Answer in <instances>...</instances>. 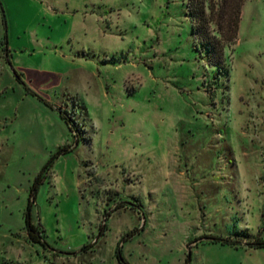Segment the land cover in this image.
Instances as JSON below:
<instances>
[{
	"label": "rangeland",
	"instance_id": "1",
	"mask_svg": "<svg viewBox=\"0 0 264 264\" xmlns=\"http://www.w3.org/2000/svg\"><path fill=\"white\" fill-rule=\"evenodd\" d=\"M186 3L0 0V264H202L214 237L264 241V0L224 68Z\"/></svg>",
	"mask_w": 264,
	"mask_h": 264
},
{
	"label": "trees",
	"instance_id": "2",
	"mask_svg": "<svg viewBox=\"0 0 264 264\" xmlns=\"http://www.w3.org/2000/svg\"><path fill=\"white\" fill-rule=\"evenodd\" d=\"M244 2L245 0H187L186 11L191 23V34L204 52L209 65L224 68V47L236 42ZM65 120L68 123V119ZM31 204L32 196L24 215L27 236L31 242L44 244L43 231L31 222ZM105 229L106 223H103L99 229V237L103 236ZM241 234L239 241L214 237L211 242L231 247L264 248V241L260 237H253L246 231ZM115 257L119 264H130L122 257L120 249L115 251Z\"/></svg>",
	"mask_w": 264,
	"mask_h": 264
},
{
	"label": "crops",
	"instance_id": "3",
	"mask_svg": "<svg viewBox=\"0 0 264 264\" xmlns=\"http://www.w3.org/2000/svg\"><path fill=\"white\" fill-rule=\"evenodd\" d=\"M133 233L130 238L133 237ZM125 239V238H124ZM127 239V240H128ZM126 240H121L119 243V247L122 248L123 244ZM213 245V244H212ZM214 246H222L219 247L218 250L220 255H218L216 258L209 257L208 259L205 258V261L202 264H264V248H248L246 246H238V247H231L228 245H214ZM228 248V249H226ZM230 250H234L236 252H242V259L236 262L237 260H230L232 262L228 261V257L232 256V253ZM223 256V257H222ZM238 258V255H236Z\"/></svg>",
	"mask_w": 264,
	"mask_h": 264
},
{
	"label": "water",
	"instance_id": "4",
	"mask_svg": "<svg viewBox=\"0 0 264 264\" xmlns=\"http://www.w3.org/2000/svg\"><path fill=\"white\" fill-rule=\"evenodd\" d=\"M2 11V10H1ZM2 13H3V11H2Z\"/></svg>",
	"mask_w": 264,
	"mask_h": 264
}]
</instances>
